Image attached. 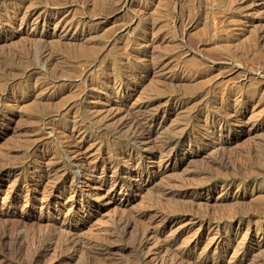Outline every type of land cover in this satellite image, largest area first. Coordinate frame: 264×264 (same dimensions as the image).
Here are the masks:
<instances>
[{
	"label": "rangeland",
	"instance_id": "374dc122",
	"mask_svg": "<svg viewBox=\"0 0 264 264\" xmlns=\"http://www.w3.org/2000/svg\"><path fill=\"white\" fill-rule=\"evenodd\" d=\"M173 263L264 264V0H0V264Z\"/></svg>",
	"mask_w": 264,
	"mask_h": 264
},
{
	"label": "bare ground",
	"instance_id": "6f19581e",
	"mask_svg": "<svg viewBox=\"0 0 264 264\" xmlns=\"http://www.w3.org/2000/svg\"><path fill=\"white\" fill-rule=\"evenodd\" d=\"M57 6V5H56ZM121 8V7H120ZM66 23V22H65ZM76 25V24H75ZM69 27V26H68ZM64 28V27H63ZM70 28V27H69ZM68 29V28H67ZM46 51V50H45ZM44 52V51H43ZM40 54V53H39ZM42 54V53H41ZM217 112V111H216ZM236 114V113H235ZM151 115V114H150ZM222 115V114H221ZM128 116V115H127ZM131 118V117H130ZM136 118V117H135ZM233 118V117H232ZM138 118H136V120L134 119V120H131V121H129V124H131L130 126H132V129H134V132L135 131H137L138 132V134H140V133H145V134H149V129H147L148 128V126L150 125H148L147 123H146V125H145V122H144V124H142V123H140V122H143V121H138L137 120ZM239 119V118H238ZM235 121H236V119H235ZM241 121V120H240ZM233 123H235L234 121H232ZM238 122H239V120H238ZM231 123V122H230ZM228 123H226V125H227ZM242 125V124H241ZM256 125V124H255ZM147 126V127H146ZM151 127V126H150ZM121 129V128H120ZM219 129V128H218ZM224 129V128H223ZM125 130V129H124ZM149 130V131H148ZM258 130V129H257ZM123 131V130H122ZM131 131V130H130ZM255 131V130H254ZM137 132H136V134H137ZM140 132V133H139ZM262 132V131H261ZM260 133V132H259ZM131 134V133H130ZM133 134V133H132ZM131 134V135H132ZM128 135V134H127ZM254 135V134H253ZM259 135V134H258ZM262 135V134H261ZM133 136H135V135H133ZM143 136V135H142ZM148 136H150V135H148ZM249 136V135H248ZM255 136V135H254ZM146 137V136H145ZM178 137V136H177ZM227 137V136H226ZM250 137V136H249ZM248 137V138H249ZM252 137V136H251ZM257 137V136H256ZM256 137H254V138H256ZM259 137H260V135H259ZM135 139V138H134ZM138 139V138H137ZM173 139V138H172ZM166 140V139H165ZM181 140H183V139H181ZM185 140H186V138H185ZM230 141V140H229ZM260 143V142H259ZM261 146V145H260ZM154 147V146H153ZM263 147V146H262ZM157 148V147H156ZM172 148V147H171ZM161 153V152H160ZM163 153V152H162ZM159 154V153H158ZM160 155V154H159ZM222 157V156H221ZM248 157H249V155H248ZM223 159V158H222ZM250 167V166H249ZM251 169V168H250ZM242 170V169H241ZM250 171V170H249ZM255 172V171H254ZM126 224V223H125ZM151 227V226H150ZM47 237V236H46ZM51 237V236H50ZM49 237V240H51V238ZM54 237V236H53ZM52 237V238H53ZM56 238V237H55ZM48 240V239H47ZM46 240V241H47ZM48 240V241H49ZM59 240H61L60 238H59ZM65 240V239H64ZM66 240H68L69 241V239H67L66 238ZM65 240V241H66ZM57 241H58V239H57ZM63 241V240H62ZM72 241V240H71ZM142 241V240H141ZM144 241V240H143ZM53 242V241H52ZM64 242V241H63ZM62 242V243H63ZM70 242V241H69ZM78 242V241H77ZM76 242V243H77ZM60 244H61V242H59ZM71 243V242H70ZM146 243V242H145ZM64 244V243H63ZM68 244V243H67ZM66 244V245H67ZM79 244V243H78ZM139 244H140V242H139ZM72 245V244H71ZM138 245V244H137ZM48 246H50V244L48 245ZM68 248H69V246H67ZM138 247H139V245H138ZM70 248H72V247H70ZM164 248V247H163ZM64 249H66V246H65V248ZM75 249V248H74ZM79 249V248H78ZM136 249H138L137 247H136ZM139 249H140V247H139ZM138 249V250H139ZM168 249V248H167ZM47 250V249H46ZM62 250H63V247H62ZM70 250V249H69ZM72 250V249H71ZM141 250V249H140ZM37 251V250H36ZM35 251V252H36ZM76 251V250H75ZM78 251V250H77ZM76 251V252H77ZM142 251V250H141ZM39 252V251H38ZM75 252V253H76ZM37 253V252H36ZM41 254V253H40ZM173 254V253H172ZM187 254V253H186ZM44 255V254H43ZM174 255H176V254H174ZM174 255H172V256H174ZM187 255H189V254H187ZM169 257H171V256H169ZM177 257V256H176ZM187 257V256H186ZM35 259V258H34ZM37 259V258H36ZM64 260V259H63ZM171 260H172V258H171ZM174 260V259H173ZM36 261V260H35ZM66 261V260H65ZM175 261V260H174ZM172 262V261H171ZM174 264V263H173Z\"/></svg>",
	"mask_w": 264,
	"mask_h": 264
}]
</instances>
